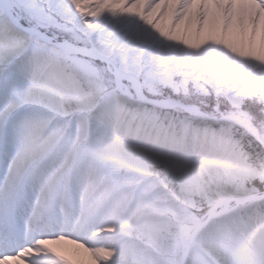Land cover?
<instances>
[{
    "label": "snow or ice",
    "instance_id": "1",
    "mask_svg": "<svg viewBox=\"0 0 264 264\" xmlns=\"http://www.w3.org/2000/svg\"><path fill=\"white\" fill-rule=\"evenodd\" d=\"M0 264H264V0H0Z\"/></svg>",
    "mask_w": 264,
    "mask_h": 264
},
{
    "label": "bare ground",
    "instance_id": "2",
    "mask_svg": "<svg viewBox=\"0 0 264 264\" xmlns=\"http://www.w3.org/2000/svg\"><path fill=\"white\" fill-rule=\"evenodd\" d=\"M66 247H68L70 249L71 246H66Z\"/></svg>",
    "mask_w": 264,
    "mask_h": 264
}]
</instances>
